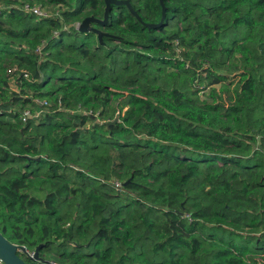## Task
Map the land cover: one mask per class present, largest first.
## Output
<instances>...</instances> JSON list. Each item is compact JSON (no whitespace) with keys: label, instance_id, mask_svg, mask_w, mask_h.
Masks as SVG:
<instances>
[{"label":"trees","instance_id":"trees-1","mask_svg":"<svg viewBox=\"0 0 264 264\" xmlns=\"http://www.w3.org/2000/svg\"><path fill=\"white\" fill-rule=\"evenodd\" d=\"M127 1L99 41L103 0H0V233L27 264H264V0Z\"/></svg>","mask_w":264,"mask_h":264},{"label":"water","instance_id":"water-1","mask_svg":"<svg viewBox=\"0 0 264 264\" xmlns=\"http://www.w3.org/2000/svg\"><path fill=\"white\" fill-rule=\"evenodd\" d=\"M103 1H104V5H105L103 18L98 19V18H95L93 16H89V17L84 18L81 21V23L79 24L78 31L80 33H82V34H86L89 32L94 33L97 35L98 40L101 41L102 37L106 34L97 30L96 28H94L92 26V24H96V25L104 27L108 23L109 15H110L112 6H116V7L117 6H125L128 9V11L138 21H141L140 18L138 17V15L132 9L129 1H127V0H103ZM161 5H162V17H161L160 22L159 23H144L143 24L148 30L157 29L162 25L163 20L165 18V8H164L163 4H161ZM115 122H117V119H115L113 122L106 123V125L109 126L111 124H114ZM42 247H43V245H39L34 250L33 256H30L29 254H28V256L30 258L37 260L38 259V252ZM19 253L27 254L26 248L24 246H19V245L11 243L0 233V259L3 261V263L4 264H27L20 257ZM46 263L51 264L50 262H46Z\"/></svg>","mask_w":264,"mask_h":264},{"label":"built area","instance_id":"built-area-1","mask_svg":"<svg viewBox=\"0 0 264 264\" xmlns=\"http://www.w3.org/2000/svg\"><path fill=\"white\" fill-rule=\"evenodd\" d=\"M20 8L22 9V11L24 13H26L28 15H36L39 17V19H48V18H54L55 17V16L52 17V16L48 15L47 13H44L39 7L37 8L36 6H31V5L25 4V5L21 6ZM0 9H2L1 6H0ZM78 28H79V23H77L75 25V29L78 30ZM55 35H57V33H55ZM38 52H39V50H38ZM14 71H15L14 69L8 70V73L13 74ZM24 77L27 78V75L24 74ZM29 118H30L29 112L28 111L24 112L22 121L26 122ZM115 186L120 187V184L115 183ZM30 256H33V253H31ZM0 264H4L1 259H0Z\"/></svg>","mask_w":264,"mask_h":264},{"label":"rangeland","instance_id":"rangeland-1","mask_svg":"<svg viewBox=\"0 0 264 264\" xmlns=\"http://www.w3.org/2000/svg\"><path fill=\"white\" fill-rule=\"evenodd\" d=\"M23 5H25V4H22V5H20L19 7H21V6H23ZM33 6H36L37 8L39 7L44 13H47L48 15H50V16H55L56 17V13L57 12H60V11H62V10H65V7L64 6H62V7H48V6H42V5H40V4H34ZM32 16H34V17H36V19L38 20L39 19V17L38 16H36V15H32ZM84 19V18H83ZM82 19V20H83ZM80 24V23H79ZM76 25V24H75ZM7 74L9 75V73L7 72ZM226 84V83H225ZM223 87H226V85H224ZM10 88L12 89V90H17V88H16V86L14 85V77L10 80ZM216 89L217 90H219L220 89V85H217L216 86ZM230 89H231V87H230ZM202 98H204L205 96H201ZM115 120V119H114ZM240 244H242V242L240 243ZM247 257H249L248 255H247ZM255 259V261H257L258 263H262V262H264V260H262V258H259V257H255L254 258Z\"/></svg>","mask_w":264,"mask_h":264}]
</instances>
